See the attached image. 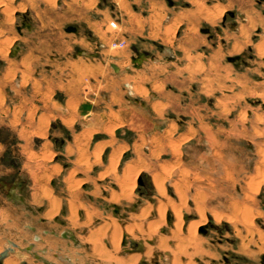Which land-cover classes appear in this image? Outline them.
Listing matches in <instances>:
<instances>
[{"label": "rangeland", "instance_id": "obj_1", "mask_svg": "<svg viewBox=\"0 0 264 264\" xmlns=\"http://www.w3.org/2000/svg\"><path fill=\"white\" fill-rule=\"evenodd\" d=\"M20 14L38 25L42 19L37 34L49 36L46 62L35 65L46 74L54 63L49 90L41 89L46 76L32 75L34 64L9 57L14 44L26 48L37 35L20 36ZM68 25L80 33L66 32ZM181 29L211 35L215 66H200L172 90L168 85L182 77L165 56L169 47L178 56ZM78 49L98 57L82 55L85 67L69 61ZM143 51L156 61L135 68L131 57ZM227 53L240 57L237 69L224 61ZM110 63L124 71L114 74ZM31 100L38 107L29 108ZM20 135H30L28 147L42 148L44 161L55 160L50 178L59 194L66 190L93 206L98 221L86 226L115 221L121 227L116 248L105 232L97 240L101 251L75 256L72 246V264H127L132 254L138 258L131 264H264V0H0L3 201L25 174L20 164L37 159L25 145L20 150ZM67 164L82 170L71 171L66 189ZM79 211L72 215L76 226L83 225ZM63 212L55 215L61 219ZM124 233L143 250H126L132 246L122 245Z\"/></svg>", "mask_w": 264, "mask_h": 264}, {"label": "crops", "instance_id": "obj_2", "mask_svg": "<svg viewBox=\"0 0 264 264\" xmlns=\"http://www.w3.org/2000/svg\"><path fill=\"white\" fill-rule=\"evenodd\" d=\"M188 11L190 10L188 9ZM237 15L240 17L244 16L241 13L237 14L235 12L234 16ZM20 16L21 21L19 25L23 21L30 25L29 28L21 27L20 30H18L20 32V36L25 37L26 34H34L35 31L37 34L38 30L41 29L42 19L40 25H38L34 24L31 18L27 15L20 14ZM17 27L18 25L16 26V29ZM22 28H25V33L22 31ZM185 28L182 29L184 30ZM182 29L181 32H179L177 39V42L180 43L178 44V48H180L178 49L180 51H177L178 56L176 55L177 53H175V51L170 47L167 49L169 51V55L165 56L166 59H171L173 57L175 61V67H170L169 70L182 77L181 79L176 78V82L174 83V85L173 83H168L169 81L167 77L164 78V82L166 83V85L169 84L168 88L172 90H178V88H180L178 87L179 83L187 80V77L195 76L197 70L200 69V66L202 67L203 65L206 66V68L208 66L210 67L211 65L215 66L214 55L216 51L215 46L212 43L213 39L211 35H207L206 37L198 36L197 34L183 31ZM209 29H203V32L209 34L212 30ZM216 30L220 33V29ZM79 31L76 27V31L74 33H80ZM31 38L32 42L30 41V44L28 42V46L26 48H24L23 44L19 41L13 45V47L15 45L19 46L17 52L15 54H12L13 47H11L8 52L10 58L16 59L23 64H34V67H36L39 62H46V57L44 58V52L47 51V47H44V44L48 45L49 36L37 34L33 37H30L29 39L31 40ZM78 52L80 54H77L76 56L74 55L69 59V61L73 63H81V66H83L84 64L83 67H85L86 63L82 60V55L91 58L98 57L95 55H91L90 53H86L84 50L82 51L78 49ZM143 52L147 54L146 59L138 67H136L132 62L135 68H141V66L147 61H156V58L153 57L150 52ZM199 54H202V58L199 57ZM228 56H235V54H224L223 59L230 67L237 69L238 64H234L226 60ZM133 57H131V60ZM50 58L52 61H54L55 59L54 56ZM60 58L61 57H59V59ZM180 58L183 59L184 62H181ZM66 59L68 58H61L62 61ZM198 59H202L201 62H198ZM53 64L54 63H50V65L48 64L46 66L47 68L45 67L47 71L46 74H43L40 68H37L38 66L34 68L32 72V75L36 79L43 78L45 76L47 77V79L44 80L45 84L41 87L42 90H49V87L53 85L49 83V81H54V79L49 78V76H51L50 74L55 70ZM112 64H115L118 67V70H114L111 66ZM109 66L111 67L114 74H120L124 71L123 68L116 63H110ZM21 70L22 72H25V70L27 69L21 68ZM33 90L38 91V88L32 89V91ZM87 90L88 89L86 87H83L82 89L84 93L87 92ZM134 102L139 103L140 101L138 99H135ZM140 104L142 105V107L147 108L146 103L140 102ZM35 107H38V102L35 103L34 100H31L29 108ZM39 116L41 118H44L46 115L45 113H41ZM20 136L21 141L20 143H18L21 146L20 150H24L23 147L25 145V150L37 159L36 162H34L31 158L29 161L25 160V162L20 164V168L21 170L24 169L25 174H22L21 177L16 178V180L12 182L10 190L7 192L8 194H6L7 201H3L4 199H2V196L0 197V242H5V245L2 248L0 247V252L9 246L12 247V250L0 261V264H6L5 262L7 260L11 262L10 264H72V246L74 247L73 249L75 252V256H77V254H81L80 252L83 249L86 252L94 251L96 249V251H101L100 246H98L97 244V240L98 237L102 235V233L96 232V230L103 224L99 225V222L98 226H94L92 224L86 226V222L89 220H92L93 222L98 221V219H93V206L90 207V204L86 201L81 200L78 195L75 197V199L72 198L71 194L67 193L66 190L63 191L64 194H59L60 192H57L54 187L55 181L50 178L54 175L53 172L58 168L55 160L52 159L49 162L44 161V153L42 151V148L35 149L32 147H28L30 145L28 144L30 135H26L25 137L23 135ZM36 137L38 136L36 135ZM23 139L26 142H23ZM63 144L64 143L62 140V144L60 145ZM80 155L82 156L83 154ZM40 158L42 161H40ZM108 164H110L109 161ZM64 167L66 171L62 174V178H64L62 186L67 189L69 188L70 184L69 177L71 175V171H76L78 169H81V167H78L77 165L72 166L69 164ZM100 171H102V168L95 169L97 175L98 172L100 173ZM78 176L83 177L84 175L81 173ZM83 187L87 188L88 186L85 184L83 185ZM0 194H3V192L1 191ZM61 208L64 211V215L63 217H61V219H59L57 215H55V213L56 211H58V209ZM79 208H82V211H79V217L80 222L83 225L76 226L74 222L75 220L72 215L74 214L73 212ZM58 224L60 226H63L64 228L58 229L56 227V225ZM63 232H67L68 235L63 236ZM105 234H107V238L109 242H111V230L106 231ZM108 240H106L107 244H109ZM126 250H133L131 253H134L143 250V248L140 246L139 242V245L137 247H132V249L129 248ZM75 258L77 257H74V259ZM141 264H145L143 259L141 260Z\"/></svg>", "mask_w": 264, "mask_h": 264}, {"label": "water", "instance_id": "obj_3", "mask_svg": "<svg viewBox=\"0 0 264 264\" xmlns=\"http://www.w3.org/2000/svg\"><path fill=\"white\" fill-rule=\"evenodd\" d=\"M227 15H229L230 17H234L235 15V12L234 11H228L227 12ZM226 19V15L223 17V20ZM21 27H27L29 28L30 25L26 22H22L21 23V26H18V30H20ZM66 31H73L75 32L76 31V27L75 26H68L65 28ZM19 46L18 45H15L12 49V54H15L18 50ZM146 53L145 52H141V53H137L135 57L132 58V62L134 63V65L136 67H138L145 59H146ZM227 61L231 62V63H234V64H237L238 61H240V57L238 55H235V56H228L226 58ZM113 67L114 70H118V67L115 65V64H112L111 65ZM139 183L142 184V177L140 176L139 177ZM111 207L113 208V212L114 213H118L119 211V208L117 207L116 204H112ZM208 225H203V226H200L199 227V232L204 234L205 233V230H206V227ZM68 233L67 232H63V236H67ZM126 233L123 234V238H122V245H125L127 242L130 243V245L132 247H137L139 245V242L133 240L132 238H129L128 241L126 240ZM12 250V247L9 246L7 248H5L3 251L0 252V261ZM262 258H264V256H262Z\"/></svg>", "mask_w": 264, "mask_h": 264}, {"label": "bare ground", "instance_id": "obj_4", "mask_svg": "<svg viewBox=\"0 0 264 264\" xmlns=\"http://www.w3.org/2000/svg\"><path fill=\"white\" fill-rule=\"evenodd\" d=\"M85 54V53H84ZM102 58V57H101ZM122 69V68H121ZM129 172L128 171H126V173H124V178L122 179V182L124 183V182H126L127 180H128V177H127V174H128ZM130 174V173H129ZM128 174V175H129ZM54 206H55V204H54ZM53 208V207H52ZM54 209V208H53ZM51 211H52V209H51ZM75 222V221H74ZM111 228V229H110ZM124 229H125V227H123ZM111 230V233H112V235H111V242L113 243L112 245L114 246L115 245V248L117 247V243H118V241L120 240V230H121V227H120V225H118L115 221H110V223L109 222H106V223H104L103 225H101L100 227H98L97 228V230H96V232H101L102 234L104 233V232H106V231H108V230ZM125 231H126V229H125ZM119 232V236H118V238H117V242H116V237H117V233ZM128 232V231H127ZM195 237H192V239L190 240V242H193V241H195ZM197 241V240H196ZM159 243L160 244H163V241L162 240H159ZM95 245V244H94ZM194 245V249H196L195 251H197L199 248L197 247V244H193ZM199 247H200V245H199ZM98 248V247H97ZM149 248V247H148ZM95 249H96V247H95ZM97 250V249H96ZM150 250V249H149ZM149 250L148 251H146V253H144V254H149ZM179 251H182V250H179ZM194 251V252H195ZM175 256V255H174ZM126 258H127V256H126ZM138 258V256L137 255H135V254H132V255H130V257L129 258H127L125 261H123L124 263H127V264H131V263H133V262H135V261H137L136 259ZM172 259H175V258H172ZM117 262V261H116ZM176 264H180V262L178 261V259H175V261H174ZM6 264H10L11 262L9 261V260H7L6 262H5ZM119 264V263H118Z\"/></svg>", "mask_w": 264, "mask_h": 264}, {"label": "built area", "instance_id": "obj_5", "mask_svg": "<svg viewBox=\"0 0 264 264\" xmlns=\"http://www.w3.org/2000/svg\"><path fill=\"white\" fill-rule=\"evenodd\" d=\"M113 44H114V45H116L117 43H116V42H114ZM118 44H122V42H119Z\"/></svg>", "mask_w": 264, "mask_h": 264}]
</instances>
